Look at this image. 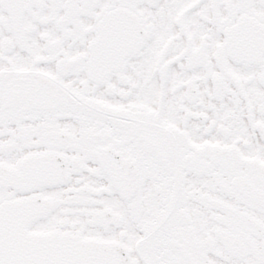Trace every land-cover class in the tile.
Here are the masks:
<instances>
[{"label": "snow or ice", "instance_id": "6c2138e0", "mask_svg": "<svg viewBox=\"0 0 264 264\" xmlns=\"http://www.w3.org/2000/svg\"><path fill=\"white\" fill-rule=\"evenodd\" d=\"M0 264H264V0H0Z\"/></svg>", "mask_w": 264, "mask_h": 264}]
</instances>
